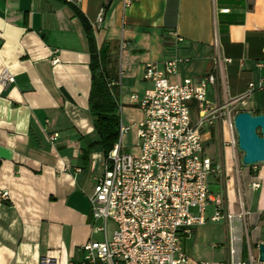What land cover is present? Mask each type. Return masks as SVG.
<instances>
[{"label": "crops", "instance_id": "1", "mask_svg": "<svg viewBox=\"0 0 264 264\" xmlns=\"http://www.w3.org/2000/svg\"><path fill=\"white\" fill-rule=\"evenodd\" d=\"M75 9L96 50L106 46L113 62L118 115L128 127L120 139L126 153H138L136 124L143 113L130 97L141 98L151 87L143 78L146 64L176 60L170 83L198 81L210 71L215 39L229 63L222 68L224 86L207 89L210 104L241 98L249 83L264 78L256 68L264 57V0H131L126 7L122 0H0V73L7 70L14 78L6 87L0 84V195L8 197L0 199V264H42V258L109 264L87 261L81 249L109 238L114 225L106 222L105 232L96 231L102 221L90 214L88 196L103 174L105 155L88 105L87 31ZM171 32L183 41L176 43ZM235 106L264 114V91ZM52 134L57 138L51 142ZM213 136L214 130L205 135L208 143ZM216 162L222 174L209 178V185H217L209 193L222 197L231 219L211 221L214 206L208 204L205 224L183 241V264H264L258 260L264 163L246 166L234 156ZM253 182L260 184L257 190Z\"/></svg>", "mask_w": 264, "mask_h": 264}, {"label": "built area", "instance_id": "2", "mask_svg": "<svg viewBox=\"0 0 264 264\" xmlns=\"http://www.w3.org/2000/svg\"><path fill=\"white\" fill-rule=\"evenodd\" d=\"M122 1L124 7L131 2ZM100 21L101 14L96 23ZM169 35L176 43L183 41L175 32ZM122 47L120 43L118 48ZM51 62L57 63L56 58ZM227 63L229 60L221 56L214 39L210 71L198 81L170 83L169 78L176 75V60L145 65L143 78L151 87L141 98L130 97L143 113V119L136 124L138 153L122 150L120 139L128 127L120 123L118 141L105 156L103 174L88 196L92 219L102 221L94 229L105 232L106 222H112L114 230L103 242L81 246L87 261L183 264L187 261L183 241L196 227L205 224L208 204L214 206L211 221L231 219L224 212L222 197L213 196L208 190L209 178L222 174V166L205 155V135L215 128L225 129L228 139L222 145L232 152L238 148L234 117L240 110L235 111V105L254 91H264V78L256 85L249 83L243 97L212 105L207 100V89L217 83L224 86L221 73ZM256 68L264 70V57L256 62ZM12 83L13 76L3 70L0 84L6 87ZM109 86L118 87V80ZM56 138V134L49 136L51 142ZM259 187L258 182L251 183L253 190ZM0 199L6 201L7 194L2 193ZM41 263L53 264L49 258H42Z\"/></svg>", "mask_w": 264, "mask_h": 264}, {"label": "trees", "instance_id": "3", "mask_svg": "<svg viewBox=\"0 0 264 264\" xmlns=\"http://www.w3.org/2000/svg\"><path fill=\"white\" fill-rule=\"evenodd\" d=\"M76 10V9H75ZM76 14L82 21L88 37L90 49L91 80L88 105L93 120V126L98 135V144L106 156L118 141L120 119L118 115V98L116 87L110 88V83L117 79L113 62L105 56V70L102 71L99 52L96 50L90 28L79 11Z\"/></svg>", "mask_w": 264, "mask_h": 264}, {"label": "water", "instance_id": "4", "mask_svg": "<svg viewBox=\"0 0 264 264\" xmlns=\"http://www.w3.org/2000/svg\"><path fill=\"white\" fill-rule=\"evenodd\" d=\"M106 50L104 46L99 51L102 71L105 70ZM234 127L242 163L246 166L264 163V114L254 116L240 111L234 117ZM258 253V260L264 263V243L258 246Z\"/></svg>", "mask_w": 264, "mask_h": 264}, {"label": "rangeland", "instance_id": "5", "mask_svg": "<svg viewBox=\"0 0 264 264\" xmlns=\"http://www.w3.org/2000/svg\"><path fill=\"white\" fill-rule=\"evenodd\" d=\"M238 107L235 106V111H238ZM234 137L235 140L237 141V136L236 132L234 131ZM228 139V133L225 132V129L222 131L219 128H215L214 130V136L212 141H210L207 145H205V155L215 159L216 161H220V159L223 157L225 160L226 159H233V154L236 158V160L239 162V159L241 158L242 160V153L239 151V149L236 147L235 150L232 152L230 147L223 146L224 140ZM136 142L132 143V148H135ZM132 149H129L127 153L133 154L131 151ZM217 185H214L211 183L209 185V192L210 193H216L217 192Z\"/></svg>", "mask_w": 264, "mask_h": 264}]
</instances>
